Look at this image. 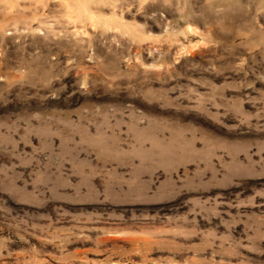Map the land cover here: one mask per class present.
<instances>
[{"label": "rangeland", "instance_id": "obj_1", "mask_svg": "<svg viewBox=\"0 0 264 264\" xmlns=\"http://www.w3.org/2000/svg\"><path fill=\"white\" fill-rule=\"evenodd\" d=\"M0 264H264V0H0Z\"/></svg>", "mask_w": 264, "mask_h": 264}]
</instances>
